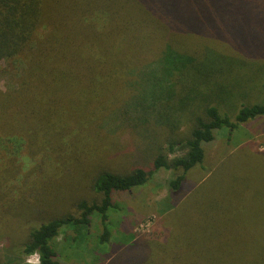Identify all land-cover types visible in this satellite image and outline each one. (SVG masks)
<instances>
[{"label":"trees","instance_id":"obj_1","mask_svg":"<svg viewBox=\"0 0 264 264\" xmlns=\"http://www.w3.org/2000/svg\"><path fill=\"white\" fill-rule=\"evenodd\" d=\"M245 1L0 0V75L7 76L0 90V220L4 228L24 225L23 253L37 255L34 263L0 264H62V233L63 244L96 261L117 241L121 250L107 264H264L261 188L250 196L256 208L239 204V194L217 181L191 202L192 192L162 208L171 227L165 241L117 237L109 214L121 205L114 194L146 184L160 169L173 172L167 186L177 196L189 173L203 169L205 145L218 132L232 138L242 123L264 117L263 91L237 107L236 83L220 78L227 66L251 61L238 39ZM209 35L230 46L208 44ZM125 119L164 127L163 147L147 165L90 169L96 156H128L127 147H116L119 126L131 127ZM182 123L185 132H176ZM76 176L85 182H75L74 195ZM41 204L71 210L45 219L8 210ZM94 217L100 233L93 236Z\"/></svg>","mask_w":264,"mask_h":264},{"label":"rangeland","instance_id":"obj_2","mask_svg":"<svg viewBox=\"0 0 264 264\" xmlns=\"http://www.w3.org/2000/svg\"><path fill=\"white\" fill-rule=\"evenodd\" d=\"M243 7L247 11V16L244 21H240L238 39L242 47L240 52L248 55L251 61L249 65L244 67L240 65L236 67L227 66L220 77L228 86L230 83H236V98H234L235 94L233 93L234 96L228 94L227 99L234 98L237 101V107L245 101L256 102L257 95H262L258 90L263 91L264 94V86H262L264 76V0H246L243 2ZM207 40V43L211 45L220 43L224 46H230L227 40L219 36L216 38L209 35ZM204 41H206V38H204ZM237 51H239V48ZM226 62L227 60L224 59L221 64H227ZM6 77L0 75V90H5L7 86ZM244 92L248 94V97H242ZM222 101L225 102V100ZM126 123L131 127L119 126L122 129H120L121 133L116 140V147H127L128 156L113 160L109 156L101 158L96 156L89 163L90 169L93 170L95 167L103 166L110 167L111 165L122 169L127 161L131 164L133 162L147 165L155 147L157 148L158 145L163 147L165 144L168 131L164 127L155 126L153 122L148 125L143 124L144 126L139 123L140 127L137 125L136 127L132 126L131 121L128 120H126ZM117 125L118 123L114 122L110 128L117 127ZM186 128L187 124L182 123L176 132L183 133ZM205 153L203 169L196 168L189 173L187 182H184L186 186L177 196L169 195L167 182L172 177L173 172L165 169L157 171L142 186L127 192L114 194V200L121 205L118 214L113 213V211L109 212L110 215H113V234L117 236L119 233H134L138 239L167 240L171 227L165 226L162 221V208L178 205L176 203L181 202L185 196L192 192L190 195L191 202L200 197V194L216 181L224 187L222 189L224 192L233 195L239 194L237 196L239 204L248 208H256L253 206L254 202L250 199V196L253 190L259 191L261 188L264 192V117H257L254 120L242 123L238 130L233 132L232 138L227 137L226 131L218 132L214 140L205 145ZM226 166V171L222 174ZM75 182L80 186L84 184L85 180L80 176L75 179L73 194L77 195ZM70 184V180L65 182L66 189ZM197 187H199V190L193 192ZM237 190L239 191L236 192ZM222 195L226 196V194ZM8 210L9 213L16 212L18 216L21 214L26 217L30 216L28 219H45L54 214L66 213L71 209L63 207L45 208V205L41 204L33 205L31 208H9ZM2 219L0 220V262H37L36 254L25 255L23 253V244L27 235L25 226L19 227L17 223L12 227L4 228V220ZM89 229L93 236L100 233L97 218L94 217L91 220ZM61 238H65L63 233L57 242V251L62 264H107V259H110L121 250L117 241L113 240L110 246L111 252H108L110 254H105L96 261L88 250L66 246L62 243L63 239ZM93 245L91 241L87 243L90 249ZM122 254H120L121 257H123Z\"/></svg>","mask_w":264,"mask_h":264}]
</instances>
